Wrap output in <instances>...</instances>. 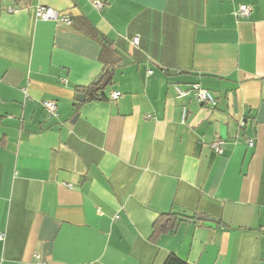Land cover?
<instances>
[{
  "label": "crops",
  "instance_id": "obj_1",
  "mask_svg": "<svg viewBox=\"0 0 264 264\" xmlns=\"http://www.w3.org/2000/svg\"><path fill=\"white\" fill-rule=\"evenodd\" d=\"M0 233V264H264V0H0Z\"/></svg>",
  "mask_w": 264,
  "mask_h": 264
},
{
  "label": "built area",
  "instance_id": "obj_2",
  "mask_svg": "<svg viewBox=\"0 0 264 264\" xmlns=\"http://www.w3.org/2000/svg\"><path fill=\"white\" fill-rule=\"evenodd\" d=\"M93 6L96 9L100 10L103 7V3L94 1ZM250 12H251V8L248 5L242 4L239 6L238 10L235 12V17L237 19L244 20L249 17ZM35 16L36 18L41 19V20L54 21V22H58L66 26L71 25V20L69 16L59 15L55 10L45 7V6L38 5L35 8ZM129 41L133 46L136 47L138 45V36H134L130 38ZM173 90L175 92V98L178 100H182L187 97H190L201 104L210 105V106L216 105V99L214 98V96H212V94L209 91L202 89L198 85H191L187 88H181L178 85H174ZM118 96H119V93L115 92L112 94L111 97L112 99H116ZM43 107L45 108L49 116L54 115L56 112V103L54 101H44ZM185 113H186V107L182 106V115L185 116ZM147 117L150 118V116H147ZM221 144H222V141L220 139H216L214 142H212L211 148L216 154L222 153ZM248 145L249 146L252 145L251 140H248ZM2 239H3V234L0 233V240ZM37 264H44V263H37Z\"/></svg>",
  "mask_w": 264,
  "mask_h": 264
},
{
  "label": "trees",
  "instance_id": "obj_3",
  "mask_svg": "<svg viewBox=\"0 0 264 264\" xmlns=\"http://www.w3.org/2000/svg\"><path fill=\"white\" fill-rule=\"evenodd\" d=\"M108 76V75H106ZM111 76V75H110ZM103 78L105 76H102ZM100 86V81L98 83H93L87 87H82L76 90L77 95H81L84 97V102L95 100L99 98V92L101 90H96L97 87ZM78 106L80 107L81 104L78 103ZM205 216L202 214L194 213L191 216L184 215V214H173V213H167V214H161L159 217L154 221L152 229H153V235H163V234H173L176 232L177 228L179 227L180 223L182 222H189V221H201L202 218ZM164 264H188L182 260H180L175 255H170L164 262Z\"/></svg>",
  "mask_w": 264,
  "mask_h": 264
},
{
  "label": "water",
  "instance_id": "obj_4",
  "mask_svg": "<svg viewBox=\"0 0 264 264\" xmlns=\"http://www.w3.org/2000/svg\"><path fill=\"white\" fill-rule=\"evenodd\" d=\"M115 53L119 56V58L121 59L123 65L126 64V62H130L128 60L127 56L124 55L123 53H121V52H119L117 50H115ZM110 78L111 77L109 75L108 76H105L104 78L102 76H100L96 80V83H98L100 81V86L97 87L96 90H102V89H104L107 86ZM77 99H78L79 102H83L84 101V98L81 95H78L77 96ZM75 118H77V117H75ZM202 221H203L204 225L210 226V227H215V225L217 224V222L214 219H212V218H205L204 217V218H202Z\"/></svg>",
  "mask_w": 264,
  "mask_h": 264
}]
</instances>
